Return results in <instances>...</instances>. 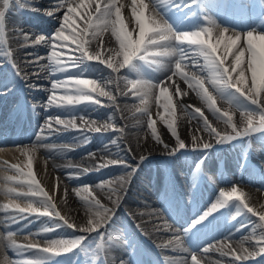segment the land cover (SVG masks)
Returning <instances> with one entry per match:
<instances>
[{
    "label": "bare ground",
    "instance_id": "1",
    "mask_svg": "<svg viewBox=\"0 0 264 264\" xmlns=\"http://www.w3.org/2000/svg\"><path fill=\"white\" fill-rule=\"evenodd\" d=\"M198 1H201V3L208 2V0ZM19 2L20 0H9V7L6 10L3 24V40L0 42V58L4 60L2 68L0 69V79L3 80L2 85L5 83L3 88L0 86V90L6 91L4 96L0 99V103L1 106L4 107V114H7L8 109L11 111V114L8 116L9 121L6 122V124L14 130L12 138L6 142H0V229L16 237L12 242L14 247L20 249L24 248L21 249L23 252L27 250L26 248H28V246L39 248L48 247L49 241L54 239H72V237H68L73 234L67 232L70 231V229L64 224V220L72 224H79V228L88 227L89 220L97 218L98 210L95 207H90L89 204H91L92 201L82 198L76 192L75 187L80 188L88 183V181H94L99 176L106 177L108 173L115 168L119 169V174L124 178L123 183H121L120 178L111 185L103 184V188L95 187L96 185H101V183L94 184L95 193L93 199L99 200L104 208L111 209V213L108 219L102 222L95 231H80L81 236H87V240L92 238L93 235L101 233L103 242L100 241L95 244V248L99 253L114 248L115 236L118 233L114 231L110 233V235H107L108 228L111 225V221L119 223L123 221L122 216L124 210L132 219V221H129V224L134 225V222L139 225L145 233L149 236H153L160 245L168 250H172L174 248V242L171 237H173L175 233L173 230L169 229L171 225H167V222L163 221V219L165 221L167 220L163 213L159 214L157 212L158 209L144 207L147 204L135 196V189L138 187L140 191L144 190L142 188V182H144L142 176L149 174L151 172L149 168L156 165L164 166L170 175V183H177V186L180 187L184 193L189 195V185H186L185 181L190 183L191 180L189 177L181 175L179 169L185 171V168L191 166V163L194 161L195 163L199 162L204 154H207L204 164L202 165L204 176L207 177L208 173L213 170L220 171L222 174V179L219 182L213 181L210 184L213 191L211 201L217 202L221 191H230L232 187H236L238 192L243 194L245 203L257 212L264 211V182L262 180H253V177L256 175H254L253 171L249 168L252 159L262 158L263 150H253L251 152L252 159L250 158V160L241 158L243 162L241 170L244 171V175L242 177L229 178L227 177L228 174L238 172L239 168L236 164H232V160H225L219 164L213 163L214 157L212 153L214 146H218L219 144H217L215 139L210 137L208 132L204 129L203 120L195 118L201 113H196L188 102L194 101L195 98L201 99V97L197 95L193 88L189 87L184 79L182 80L187 83V89H183L182 96L176 98L177 105L173 108L169 106L167 111L162 106L166 103V100L159 97V89H155L152 97L145 102L139 98V94L133 90L128 83V80L133 79H149L153 83H162L167 87L168 91H172L174 88H177L175 81L176 79H181L180 75H172L171 79H167L170 72L156 71L154 67L156 64L149 63L151 61L150 57L147 58L149 62L133 60V63L140 64L139 69L141 68V71H131L130 68L126 66L121 68L118 73L113 72L112 69L107 66V61L109 58L114 57V62L116 64L122 63L123 55L116 35L113 34L110 28L103 30L98 39L93 40L89 36L90 42L85 45L89 53L94 54L99 52L101 59L106 61L105 63H101V59L86 60L80 67H70L66 72H56L53 74L49 68V57L51 56L53 47L49 45L48 41L54 38L55 35L45 38L39 44L36 43V40L40 32H46L47 35H52V33L61 26L62 18L66 14V9L58 8L57 5L62 4L63 0H42L40 4H36L46 11L49 9V11L53 13L52 15L47 14L46 16H41L30 14L24 17L21 15L20 18H12V9L14 7L20 8ZM86 2L90 3L91 7L79 8L78 13L80 15L75 16L78 28L84 27V21L81 16L86 11L95 16L94 8L98 0H86ZM143 2L149 5L148 10L145 12V16L150 19L153 14L152 0H143ZM179 2L184 3V0H179ZM0 4L3 7V0H0ZM119 5L123 6L121 7V18L123 19L126 31L131 33L133 40L138 41L139 27L132 11V0H118V6ZM136 7L138 10L141 9L139 0H137ZM169 8H171V6H162L159 10L166 20H174L171 26L178 33L195 30L194 28L199 22L196 16L197 7L193 5L188 6L187 12L181 8L172 7L173 10L179 9L178 12H175V15L172 13V16L174 18L178 17V19H183L180 23L177 19L170 18ZM3 10H5L4 7ZM263 13L264 9L262 5L261 7L258 6L256 15L259 19L264 18L262 17ZM25 17L27 19L29 18L30 27H26V29L21 32H26V35L31 40L32 44L29 48L24 46L26 43L23 40L17 39L18 36H15V39H13L17 31L14 30L12 26H26V23H24ZM224 24L230 25L228 22H224ZM8 25L9 31L7 30ZM226 25H219L221 29L228 30L224 35L228 37L232 36L233 33H238L240 35V40L237 46L233 47L232 53L228 54L225 65L234 64V56L237 52V48L245 50V56L242 60L241 67L245 69V78L250 85L251 71L248 68L250 53L246 51L247 45H243L242 40L243 38L245 41L247 40L248 32H253L254 35H264V33H262L264 32V23H255L258 28L257 30L260 32L253 31L252 26L254 23L238 26L244 28L242 30H247L245 32L231 29ZM231 25L234 26L233 24ZM39 28L42 30L38 31ZM117 28H119L118 24ZM64 35H68L67 30ZM149 35H151V33H149ZM219 39L220 37L213 32L211 42L216 43ZM18 43L22 46H19ZM228 43L229 41L227 39L220 42L217 51L218 55H224L225 45ZM256 43L258 45L264 44V42L261 41H257ZM66 44L69 46H65ZM54 47L60 60L64 63H67L70 57L80 55V52L75 50V42L71 40L64 42L62 37L56 40ZM184 47L188 48V45L185 44ZM191 57L192 52L189 50L188 57H186L185 61L182 63L181 72H188L186 74L189 77H194L190 73H197L203 77V81L205 80L207 84L215 90L207 70L202 71L200 67L194 65ZM199 64H204L203 58H199ZM172 68L174 70V64H172ZM239 70L240 69H237V72H239ZM110 76L112 77L111 81L109 80ZM233 78H236V73H233ZM10 80L14 82L8 85ZM58 80L67 81L69 90H71L72 85L75 84L77 80H91L95 82L91 86L97 87V91L91 93V100L76 103L73 107H67L64 110L57 106H51L48 111H45L43 105H46L53 95H55L56 101L64 100L63 87L57 89L55 94L51 91L52 84ZM31 85H34V87L32 88ZM82 87L84 86L82 85ZM100 89L110 92L114 99L110 100L108 96L100 95ZM233 91H235V89H233ZM245 92H247V89H245ZM176 94H179L178 89ZM29 97L37 106H32L29 102ZM15 99L18 101L16 102ZM18 104L20 105V110L17 115ZM201 105L203 108L209 109L204 100H202ZM28 109L34 110L35 115L33 119H25ZM208 111L211 112L212 117H205L203 114L202 115L213 128L222 134L225 132L231 133L230 127H226L221 120L217 119L211 109ZM77 112H80L86 119L76 124V126L80 127L72 128L69 126L68 128H72L71 134L62 133L60 129H65V125L56 124L54 122L56 115H61V117L66 119L65 122H70L72 120L76 121V118L71 120L69 117ZM229 114L233 116L237 127L243 128L244 121L241 114L237 112H230ZM43 119H46V123L44 127L38 128L37 135H34L35 133L33 132L25 134V127L30 126L33 130V124L37 127L39 124L38 120L42 121ZM46 124H50L51 131L49 128L45 127ZM106 124L111 125V127L107 130L108 133L105 134L104 125ZM92 127H99L101 131H90L89 129ZM41 129H43V132H41ZM173 130H175V135L173 134ZM16 133L23 134L19 136L16 135ZM251 135L252 133L243 137H250ZM52 136L56 139H87L86 142L92 139V141H94L93 144L82 151H76V153H63L64 155L75 154L73 155L74 157L78 156L80 164L87 167L88 170L79 165L62 167L56 163L54 158L60 157L59 153L63 151H59L49 144L52 142ZM177 137L186 145L184 149L178 147ZM203 143H211L212 147L207 150L202 147H194V145H202ZM33 146L36 147L34 154H21L20 149L32 148ZM91 148L98 149L99 152L92 156L84 155ZM174 149V154H171ZM29 158L32 160V175L35 177L36 181H38L39 187L48 194L51 202L55 205V211L60 214V217L64 218L63 220L54 215L42 214L44 209L41 208L40 204L37 202L41 197L28 198L24 196L7 195L5 193L4 188L6 187L15 188L17 192L28 190L27 184L9 182L4 178L6 176H18L17 171L11 167L15 164H19L24 172L27 173L29 171ZM110 161H118L119 163H109ZM101 165L105 166L100 167ZM122 165H127V168ZM89 169H95L98 173L88 175ZM71 171H76L81 177H73L70 174ZM55 172L58 175H56ZM128 172L132 174L127 175ZM200 177L202 178L201 175ZM203 180L207 182L206 179ZM218 185L221 187V191H219ZM203 187H205V185ZM111 189H115L116 193H119V195L113 194ZM99 195L101 197H99ZM29 199L33 201V207L40 208V212L30 213L26 211L24 213H19L15 205L19 204L20 207H26L29 203ZM227 205L230 208L233 207L234 211L232 209L231 211L235 212L234 222L232 221L233 227L244 222H246V225L241 227L237 233L233 232L234 234L231 233L230 230H224V236L222 237L227 239L225 248H221L223 247L221 243L222 237H217L215 242L220 243V245L217 246L215 242L211 243L209 240L207 246H211L207 247L209 249L208 252H204L203 249L200 251L203 259L211 264H221L225 262L228 264H260L262 260H260L257 255H262V253H260L259 248L256 247V238H253L251 235L253 225L261 223L259 221V216L250 215L246 217L245 212L247 211L244 210L242 212L239 201L235 198L228 201ZM238 213L241 214L238 215ZM55 225L62 226L54 227ZM45 228H52L53 230L46 232L44 231ZM255 231L258 235L261 229L257 227ZM104 233H106V235ZM114 233L116 235L112 238ZM216 234H218L217 230L211 234V237L213 236L214 238ZM243 235H247V237L250 238L245 240L241 247V241L244 238ZM164 236L168 239L164 238ZM195 246L200 247V245ZM245 250H247V252H245ZM177 251L181 254L180 256L184 255L183 259L178 262L184 260L181 264H193L192 257L184 248L177 246ZM36 252L41 254L39 251ZM253 252L256 253L255 256L248 259H237V257H243L247 253ZM222 253H227V255H223ZM48 255H52V253ZM62 255L66 257H60L59 262L66 261L62 263L74 264L71 254L66 255L62 253ZM123 255L128 254L125 253ZM59 256H53V258ZM174 257L178 258L179 256ZM123 259V257L117 256L114 258V261H112L113 256H111L109 261L113 264H122L123 261L121 260ZM86 260L85 257V261ZM174 261V264H179L177 260ZM0 264H2V262H0ZM196 264H199L197 259Z\"/></svg>",
    "mask_w": 264,
    "mask_h": 264
},
{
    "label": "snow or ice",
    "instance_id": "2",
    "mask_svg": "<svg viewBox=\"0 0 264 264\" xmlns=\"http://www.w3.org/2000/svg\"><path fill=\"white\" fill-rule=\"evenodd\" d=\"M141 9L138 10L137 0H132V11L135 15V20L139 27V40H133L131 33L127 32L124 26L123 19L121 18V7L118 6V0H98L94 8L95 16L90 12H85L81 18L84 21V27L78 28L75 16L80 15L78 13L79 8L91 7V4L86 2V0H63L62 4H58V8L66 9V14L62 18L61 26L56 30V36L51 38L48 43L53 47L51 56L49 57L50 65L49 68L53 74L56 72H66L70 67H80L85 63L86 60L101 59L99 52L89 53L85 45L90 42L91 39H98L103 30L111 29L113 34L116 35V39L120 44L122 49L123 62L116 64L114 62V57L109 58L107 61V66L112 69L113 72H119L123 67H129L131 71H138L140 64L133 63V60L145 61L148 57L151 58V63L157 65L156 69L160 71H168L170 75L167 79H171L172 75H180L181 79H184L189 87L193 88L197 95L201 97L202 100L207 103L209 109L212 110L213 114L216 115L217 119L221 120L226 127L231 128V133L225 132L222 134L213 128L202 114H199L195 118L203 120V127L208 132L210 137L215 139L217 144H223L231 142L241 136H248L253 132H264V44L258 45L256 42H264V35H254L253 32L247 33V49L246 51L250 53V62L248 68L251 71V84L246 81L245 69L241 67L242 60L245 56V50H240L237 48V52L234 56L233 65H225L228 54L232 53L233 47H236L238 41L240 40V35L238 33H233L232 36L226 37L224 34L228 32L226 29H221L213 20H208V26L203 27L199 30L194 31H184L177 32L161 14L160 8L162 6H171L175 8H183L185 12L188 11V6L198 3V0H192L189 3H180L179 0H152L153 14L151 18L145 16V12L148 10L149 5L144 3L143 0H139ZM21 8L24 7L23 4L19 5ZM3 7L5 10H0V27L3 26L6 10L9 7V0H3ZM48 15H52L51 11H48ZM117 24L119 28H117ZM68 31V35H64L65 31ZM213 32L220 37L216 43L211 42ZM151 33V35H149ZM64 42L69 40L75 42L76 51L80 52L79 56H72L69 58L67 63L60 60L58 53L55 51L56 40L60 39ZM227 39L228 44L225 45L224 55L220 56L217 54L218 45L221 41ZM44 40V36H40L36 43L39 44ZM187 44L188 48L184 45ZM69 46V45H65ZM189 50L192 52V63L202 71L207 70L209 76L211 77V83L215 92L218 94L220 99L224 100L229 106L235 111H239L244 121L243 128H238L234 122L233 116L228 113H221L219 109L215 108V99L208 93L207 89L204 88V81L197 77H189L186 73L181 72L182 63L185 61L186 57L189 55ZM199 58H203L204 64H199ZM101 59V63H105ZM174 64V70L172 68ZM237 69H240L237 72ZM18 73V72H17ZM233 73H236V78H233ZM19 74V73H18ZM112 77H109L111 81ZM95 82L91 80H77L75 84L72 85L71 90L68 88V82L63 80H58L52 84L51 91L55 94L57 89L64 88V102L61 104L56 103V97L49 100L48 106L64 107L73 105L74 103H81L83 101L91 100V93L97 91V87H92ZM131 88L139 94V98L142 101L147 102L149 98L152 97L153 91L159 89V97L166 100L162 106L167 111L171 105L172 97L168 95V89L162 83H153L149 79H133L128 80ZM82 85L84 87H82ZM235 89V91H233ZM247 89V92H245ZM100 95L108 96V98L114 99L110 92H106L103 89L99 91ZM229 97H232L231 99ZM247 101L249 103L251 110L242 109L238 106L239 103ZM254 106V107H253ZM199 113V110H195ZM258 118V125L254 126V120ZM56 124L65 125V129L69 126L72 128L76 127L75 120L70 122H65L64 120H55ZM94 123V122H93ZM45 127L50 128V124H46ZM111 125H104V130L107 131ZM90 131L99 132L101 129L99 127H92ZM43 132V129H41ZM175 135V130H173ZM178 147L184 149L186 145L179 140L177 137ZM167 147V146H165ZM194 147H202L207 150L212 147L211 143H203L202 145H194ZM22 155L34 154L36 147L23 148L20 149ZM175 149L172 150L171 154H174ZM109 163H119L118 161H110ZM32 160H28L29 171L27 173L20 167L19 164L12 165L11 167L15 169L18 176H6L9 182L27 184L28 190L23 192H17L15 188L6 187L4 191L7 195H16L24 197H41L37 202L40 204L41 208L44 209L43 215H54L60 217V214L55 211V205L51 202L48 194L39 187L38 181L31 173ZM101 165L100 167H104ZM127 168V165H122ZM128 172L127 175H131ZM124 182V178L121 177V183ZM106 183H111L108 181ZM95 187L103 188L104 185H96ZM85 192L89 191V188H84ZM111 192L115 195V189H111ZM235 198L239 201L242 212L246 209L248 213L252 215L259 216V221L261 223L253 225L252 237L256 238V247L259 248L260 253L264 254V211L257 212L247 203L244 202V196L242 193L238 192L236 187H232L230 191H221L217 202L212 206L211 211L206 213L204 217L196 221V224L202 222L207 216L211 215L213 211L219 208L227 206L228 201ZM33 201L29 199V203L26 207H20L19 204L15 205V208L19 213L30 212L37 213L40 212V208L32 206ZM90 207H95L98 210L97 218L94 220H89V226L80 228L79 231L90 232L95 231L97 227L101 225L102 222L108 219L111 209L104 208L99 200H93ZM241 212V213H242ZM241 213H238L240 215ZM60 219H64L60 217ZM235 219V217H233ZM64 224L68 228H73L74 225L64 220ZM62 225H55L54 227H60ZM195 227V225H193ZM259 227L261 229L260 233L257 235L255 229ZM52 228H45L44 231H52ZM191 229L185 230L183 233L185 236ZM250 237H244L241 241V247L243 242L248 240ZM85 240L84 236H79L74 239H59L49 241L48 247L41 250V254L36 260L25 261L24 264H50L53 256H59L62 253L72 252L73 249H79L80 252L87 253L89 246H83L82 242ZM171 243V241H170ZM230 247V245H229ZM209 249L204 248L203 251L207 252ZM247 252V250H245ZM52 253V255H48ZM227 255V253H222ZM256 253H247L243 257H237V259H248L255 256ZM193 264H196V257L192 256ZM2 264H9L7 258L5 257Z\"/></svg>",
    "mask_w": 264,
    "mask_h": 264
},
{
    "label": "rangeland",
    "instance_id": "3",
    "mask_svg": "<svg viewBox=\"0 0 264 264\" xmlns=\"http://www.w3.org/2000/svg\"><path fill=\"white\" fill-rule=\"evenodd\" d=\"M243 106L245 107L246 110H251V106L249 103L244 102ZM254 107V106H253ZM201 112L203 110H200ZM258 118L256 120H254V126L258 125ZM251 142L256 144L257 146H262L264 144V133L255 136L253 139H247L240 147H237V150L235 151V153H232V157H238L239 155L237 152H241L240 154H245L247 151H249L251 148Z\"/></svg>",
    "mask_w": 264,
    "mask_h": 264
}]
</instances>
